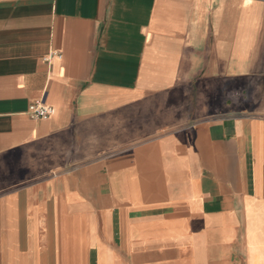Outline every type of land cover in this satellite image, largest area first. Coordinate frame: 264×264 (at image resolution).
Masks as SVG:
<instances>
[{
	"label": "crops",
	"instance_id": "1",
	"mask_svg": "<svg viewBox=\"0 0 264 264\" xmlns=\"http://www.w3.org/2000/svg\"><path fill=\"white\" fill-rule=\"evenodd\" d=\"M0 264H264V0H0Z\"/></svg>",
	"mask_w": 264,
	"mask_h": 264
},
{
	"label": "built area",
	"instance_id": "2",
	"mask_svg": "<svg viewBox=\"0 0 264 264\" xmlns=\"http://www.w3.org/2000/svg\"><path fill=\"white\" fill-rule=\"evenodd\" d=\"M53 109L42 100H35L28 107V114L33 119H45L49 117Z\"/></svg>",
	"mask_w": 264,
	"mask_h": 264
}]
</instances>
